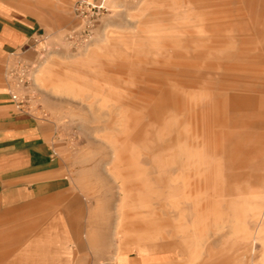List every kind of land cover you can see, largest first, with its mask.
<instances>
[{
    "label": "rangeland",
    "instance_id": "374dc122",
    "mask_svg": "<svg viewBox=\"0 0 264 264\" xmlns=\"http://www.w3.org/2000/svg\"><path fill=\"white\" fill-rule=\"evenodd\" d=\"M259 1L43 0L21 93L52 126L65 188L17 218L54 212L55 226L0 241L42 264H264ZM79 2L94 21L83 42L67 38Z\"/></svg>",
    "mask_w": 264,
    "mask_h": 264
},
{
    "label": "crops",
    "instance_id": "0c3cea01",
    "mask_svg": "<svg viewBox=\"0 0 264 264\" xmlns=\"http://www.w3.org/2000/svg\"><path fill=\"white\" fill-rule=\"evenodd\" d=\"M42 2L43 0H0L1 235L16 232L17 229L23 231L28 226H34L30 222L37 219L39 220L36 222L46 226H55L57 214L54 212L24 222L17 218L21 211L53 210L51 203L42 201L50 200L65 188L62 176L64 164L52 139L51 124L17 110L10 100V87L6 80L7 67L13 57L16 54L25 57L27 51L39 46L48 34L47 25L42 23L43 10L51 12L53 7L43 9ZM259 2L264 9V0ZM14 211L19 212L18 216ZM12 243L0 241V248L7 247L0 250V259L23 251L25 254L21 257L27 259L24 264H40V260L51 258V255L43 254L42 250L32 251L30 244L25 243L18 251ZM124 259H119V262Z\"/></svg>",
    "mask_w": 264,
    "mask_h": 264
},
{
    "label": "built area",
    "instance_id": "2783aa9c",
    "mask_svg": "<svg viewBox=\"0 0 264 264\" xmlns=\"http://www.w3.org/2000/svg\"><path fill=\"white\" fill-rule=\"evenodd\" d=\"M84 5V2H79L74 8L76 15L83 17L82 28L79 31L70 30L67 33V38L69 40L76 41H86L89 37L90 28L93 26V19L86 18V15L83 16L84 10L81 7ZM30 67L26 63L25 58L21 54H16L11 60L10 64L7 67L6 71V80L10 87V100L14 103L17 110L24 112L26 114L35 116L30 110L26 107V103L29 102V98H26V94H22L21 91L28 88L30 78H29Z\"/></svg>",
    "mask_w": 264,
    "mask_h": 264
}]
</instances>
